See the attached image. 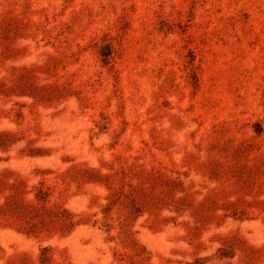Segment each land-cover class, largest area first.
<instances>
[{
  "label": "rangeland",
  "instance_id": "374dc122",
  "mask_svg": "<svg viewBox=\"0 0 264 264\" xmlns=\"http://www.w3.org/2000/svg\"><path fill=\"white\" fill-rule=\"evenodd\" d=\"M0 264H264V0H0Z\"/></svg>",
  "mask_w": 264,
  "mask_h": 264
}]
</instances>
